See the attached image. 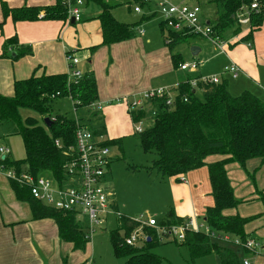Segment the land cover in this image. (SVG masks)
Segmentation results:
<instances>
[{"label": "trees", "instance_id": "obj_1", "mask_svg": "<svg viewBox=\"0 0 264 264\" xmlns=\"http://www.w3.org/2000/svg\"><path fill=\"white\" fill-rule=\"evenodd\" d=\"M84 1L100 8L97 18L102 44L124 41L134 34L135 28L117 20L110 11V5L104 0ZM134 2L143 6L149 0ZM205 2L215 7L214 19L209 18L207 23L212 27L213 35L221 39L228 34L231 37L240 33L241 25L237 22L240 12H246L249 16L248 32L240 40H249L263 23L264 0ZM253 2L257 3L258 10L250 8ZM1 11L3 19L0 26L7 17L13 21H33L39 18L65 20L67 13L63 0H55L51 6L23 7H9L2 2ZM41 11L43 14L39 17ZM160 30L170 47L195 36L185 30L168 29L163 23ZM14 41L16 36L7 38L3 44L4 48ZM19 52L27 53L25 50ZM171 57L173 65H178L180 60L173 54ZM67 77L65 73H33L27 78L15 80L11 95L0 94V123L15 126V132L21 137L25 151L22 159H12L5 154L0 160L4 167L20 170L27 166L34 175L43 171L59 185L67 183L69 177L64 171V165L74 158L75 120L61 114H51V102L59 97L70 96L75 102L78 119L84 122L93 134L104 135L105 127L101 117L97 110L90 107L97 100L98 93L92 73H82L69 82ZM227 84V80L222 79L217 83H203L197 80L193 85L188 79L178 83L175 88H165L166 93L160 96L145 99L144 104L139 107L129 108V113L132 121L142 120L144 123L142 130L134 134L138 136L142 151L155 155L152 165L159 175L180 178L191 170L207 167L213 204L205 209L206 225L216 234L225 233L230 237L245 240L249 237L245 232L246 223L259 215L225 213L240 202L234 195L226 166L236 162L246 168V163L253 159H258L260 164L264 163V102L248 90L232 95L227 89ZM22 110L32 111L37 116H24ZM45 117H48L50 122H45ZM55 140L59 141L58 146ZM109 143L118 144V141L106 138L102 141L106 146ZM211 157L217 158L212 160ZM259 168L260 166L251 172L253 178ZM10 185L16 198L29 205L34 219H53L58 238L71 243L74 250H84L89 240L85 237L87 224L83 218L79 219L73 212H63L39 202L31 197L25 186L18 185L13 180ZM258 194L264 205L262 190L259 189ZM182 221L183 218L168 209L159 223L176 224ZM137 225L133 219L123 216L117 219L115 230L110 232L114 256L125 257L126 264H161V257L151 251L153 246L161 243L153 228L142 227V231L149 235V240L140 245H126L123 242L120 231L127 235ZM179 244L188 248L192 262L198 257L213 253L219 257L221 264H238L234 252L221 245L223 242L210 239L204 232L187 231Z\"/></svg>", "mask_w": 264, "mask_h": 264}, {"label": "crops", "instance_id": "obj_2", "mask_svg": "<svg viewBox=\"0 0 264 264\" xmlns=\"http://www.w3.org/2000/svg\"><path fill=\"white\" fill-rule=\"evenodd\" d=\"M122 1L124 0H104L110 5L113 16L117 20L125 22V8L120 9L119 6ZM125 1L134 2V0ZM2 2L9 7L51 6L55 0H0V22L3 19ZM183 3L188 2L184 0ZM79 8L80 20H74L73 23L71 19H67V13L65 20L39 18L33 21H13L10 17L5 19L0 26V94L11 95L14 81L27 78L33 73L67 74L66 54L70 52L78 58L77 69L82 73H92L98 92L95 103L101 105L106 103L101 106V115L98 114L105 127L104 138L114 139L118 141V144L122 142L121 136L126 133L130 135L134 131L131 126L134 127L138 121H132L128 107L145 90L160 87L172 89L178 83L188 79L191 81L201 76L218 75L220 80L226 79L227 82L230 79H237L236 90L239 92L248 90L264 102V50L261 52L256 49H248L239 44L240 38L248 32V24L241 25V31L237 35L231 37L229 34L227 35V37L229 36L227 44L222 47L224 53L218 52L224 57H219V59L215 57L216 71H207L204 69L206 65L199 62L200 59L195 58L192 53L188 54L182 49L174 51L173 45L172 47L168 46L162 33L159 34L158 30L156 32L155 28H152L151 31L148 28L144 30L139 27L134 29V34L127 40L108 45L102 44L100 23L97 18L100 11L99 6L82 0ZM83 10L85 11L83 12ZM127 10L132 13L128 5ZM42 14L43 11L40 12L39 17ZM150 15L151 13L148 16L150 17ZM209 18L205 15L204 21L208 22ZM143 19L141 18L136 23H142ZM263 26L264 20L258 30ZM141 30L142 32H140ZM143 34L144 36L141 37ZM12 36H16V41L4 48V41ZM155 44L157 47L151 48ZM231 45H233L232 48ZM191 46L199 48L198 54L202 53V47L195 41L188 43L189 51ZM227 47H230L229 50H226ZM20 50H25L27 53H20ZM18 53H20L19 56H17ZM172 54L180 60L179 64L193 60L198 61V69L186 71L179 68V64L173 65ZM208 59L207 57L206 63L211 61ZM229 60L240 68L235 78L229 74H221L223 65ZM226 75L229 77L226 78ZM228 85L229 83L227 89ZM113 99L117 103L111 104ZM129 101L131 102L129 103ZM127 128L129 129L126 131ZM15 131L13 124L0 123V146L9 148L8 155L12 159L15 158L12 157L8 142L11 134ZM24 156L25 151L24 155L18 159H22ZM3 157L4 155L0 153V160ZM216 158L211 157L210 159ZM247 163L254 169L260 166L256 173L262 174L264 163L260 164L258 159L249 160ZM7 170L9 169L0 163V264H85V257L77 261L75 258L72 263L69 262L70 255H75L73 252H76L72 248V244L58 238L57 227L53 219L33 218L29 205L16 198L10 185L11 180L7 176ZM226 170L236 197L245 200L250 197L245 194H250L252 189L255 197L259 196V189L262 190L264 196V182L258 179L256 173L254 189V186H248L245 183L235 185L232 179L233 176H239V172L233 168V165L230 170L226 166ZM109 172L110 166L108 167ZM182 177L183 180L175 177L163 179V183L166 185L168 209H172L175 215L180 218L193 217L195 220H199L195 217L200 216L204 221L206 207L213 204L207 167L202 166L191 170ZM114 201L117 209L120 210L115 198ZM263 206L256 204L255 200L253 203L242 201L235 207L236 211L232 208L226 210L225 213L241 216L257 214L259 216L248 223L255 222L254 224L258 225L264 223ZM258 207L260 209L263 207V209L260 210ZM123 217L129 218L126 215ZM258 219L263 220L257 222ZM258 232L263 237L262 242L259 240V245L255 250H241L231 243L221 245L235 253L238 264H242L244 258L248 259L250 264H264V226ZM249 237L251 236L249 235ZM254 239L258 241V238ZM68 251H70L69 254H67ZM195 264H221V262L216 254L211 253L198 257Z\"/></svg>", "mask_w": 264, "mask_h": 264}, {"label": "built area", "instance_id": "obj_3", "mask_svg": "<svg viewBox=\"0 0 264 264\" xmlns=\"http://www.w3.org/2000/svg\"><path fill=\"white\" fill-rule=\"evenodd\" d=\"M67 10V19L73 18L78 20L80 17V5L82 0H63ZM157 11L161 15V21L164 26L174 31L185 30L193 35L209 38L216 47L222 50L225 43L221 38L213 35L212 27L209 23L203 21L200 16V7L197 3H179L176 4L171 0H157ZM250 8L258 10L256 2L250 4ZM135 12H140L139 6H134ZM237 22L240 25L249 24V16L246 12H240L237 15ZM142 32V30L140 31ZM228 41V40H227ZM68 62L67 80H75L82 72L76 68L78 58L72 54H66ZM199 67L198 61L183 62L179 64L182 70L195 71ZM225 74L231 77H237L240 68L230 61L228 65L223 67ZM203 83H217L220 81V76H201L191 80V84L196 81ZM166 93L163 87L154 88L143 91L138 95L137 100L129 101L130 107H139L145 102L144 100L151 96H160ZM169 94V93H168ZM72 101L73 108L75 107L74 100ZM129 100V99H127ZM169 103V100H167ZM94 110L101 109L100 103H92L90 105ZM74 111L76 112L75 108ZM76 114V113H75ZM75 120V145L74 158L72 161L64 165V171L68 175V181L65 185H59L49 175L42 176L34 175L25 166L23 169H9L7 176L18 185L25 186L29 190V194L34 199L42 202L45 205L51 206L63 212H73L77 218L84 219L87 224L86 238L89 240L91 233L105 223L108 216L113 217L116 221L123 215L117 209L115 201L112 197V191L105 187L106 175L111 161L110 151L108 146L103 145L104 135H95L84 122L78 119L77 115L73 117ZM143 121L139 120L134 131L140 132L143 128ZM58 146L59 141L55 140ZM10 152L7 146H0V153L5 156ZM183 180V177H180ZM137 222V226L132 228L127 235L123 233V242L126 245H140L143 241L149 238V235L142 231V227H151L156 231L159 241L167 239L180 241L184 238L187 231L199 232L205 228V232L210 239L223 243H231L236 248L241 250H255L259 243L256 239L248 237L245 240H240L237 237H230L223 233H214L203 223L197 222L193 217L185 218L182 222L176 224H160L154 218L149 217L146 220L133 219ZM88 263H91V257L88 258ZM242 264H250L248 259H243Z\"/></svg>", "mask_w": 264, "mask_h": 264}, {"label": "rangeland", "instance_id": "obj_4", "mask_svg": "<svg viewBox=\"0 0 264 264\" xmlns=\"http://www.w3.org/2000/svg\"><path fill=\"white\" fill-rule=\"evenodd\" d=\"M156 1L157 0H149V2H147V4L143 6L133 1H122L119 6L120 9L125 8V23H128L129 25L131 24L132 28L136 27L135 29L141 27L144 30L148 28V30L152 31V28H155V31L157 32L158 30L159 34H161L160 25L162 24V21L161 15L157 11ZM171 1L176 4L184 2V0ZM193 1L200 7V16L203 21L205 15L210 17L211 20L214 19V5L208 4L207 2H205V0H185V2H188L189 4L194 3ZM127 5L130 6L132 13L128 12ZM136 5L140 7V13H136L133 11V6ZM84 11L85 10H83V12ZM149 13H151V15L148 18L147 16L149 15ZM141 18H144L142 20L143 22L137 24L136 22L140 21ZM135 34L137 33L135 32ZM143 36L144 34L141 35V37ZM228 39L229 37L227 38L226 35L221 40H224V44L226 45ZM193 41H195L202 47V53L196 54L194 55V57L200 59L199 62L203 63V65H206L204 67L205 70L216 71L217 67L215 66V57H218V59L219 57H224L223 55H220L218 53H224V51L216 47L209 38H203L196 35L194 37L188 38L186 41H181L173 44V49L174 51L182 49L190 54L191 52L189 51L188 43ZM239 42L240 45L246 46V48L248 49H256L257 51L262 52L264 50V26L260 30H256L252 38H250L249 40H240ZM232 46L233 45H231V48ZM156 47L157 46L155 44L151 48ZM229 48L230 47H227L226 50H229ZM207 57L209 58L208 60L211 59V61H208V63H206ZM229 63L230 60L226 64H224L223 67L225 65H228ZM223 67L221 74L226 73L224 72ZM228 77L229 76L226 75V78ZM236 82L237 79H230L228 82V89L232 95H238L240 93L238 90H236ZM115 103H117V101L113 99L111 104ZM105 104L106 103H102L101 106H104ZM85 111L87 112V110ZM100 111L101 110L98 111L99 115H101ZM22 114L24 116H37L34 112L28 110H22ZM51 114H61L66 116L67 118L75 117L76 114L69 96L54 99L51 102ZM132 128L134 130L133 126H131V129ZM128 129L129 128H127L126 131ZM133 132L130 135L126 133L121 136L122 142L119 145L112 143L108 144L111 161L109 164L110 172L107 175L105 187L112 191V197L113 199L115 198L118 202L120 207L119 211L122 215L129 216V218L131 217V219L139 220H146L149 217H152L159 223L163 215L169 208L166 195L167 191L165 190L166 185L165 183H163V179H165V177L159 175L157 169L152 165V160L155 159V155L153 153H145L142 151L138 136L133 134ZM8 144H10L12 157L18 159L24 155V147L22 141L16 132H13L11 134ZM232 165L233 168H236V170L239 172V176H233L234 178L232 179L235 185L245 183L248 186H254L255 189V176L257 173L254 175V178L252 175H250L251 172H253L254 168L248 166V163H246V168H243L236 162L230 163L229 165H227V168L230 170ZM39 174L45 177L48 175L47 172L43 171H41ZM257 177L264 182V164L262 165V174L258 173ZM245 195H249L250 197L246 198L245 200H243L241 197H237L239 201L241 200L239 203H241L242 201H250L253 203V201L255 200L256 204H262L263 206L262 199L260 198V196L255 197L253 189L250 194ZM258 209H260V207H258ZM252 210L255 211V209ZM195 218L199 219L196 220L197 222L203 223L205 227L207 226L205 221H203V217L199 216ZM262 220L263 219H258L256 221L260 222ZM254 223L255 222L248 223V225L245 227V230L246 232L251 233L249 234L251 237L258 238V242H260L263 236L258 232V230L262 229L264 223L258 225ZM116 226L117 221L113 217L108 216L105 223L101 226H98L94 230V232L91 233L89 242L86 243L84 250H76V252H73L75 253V255H70L69 262L72 263L75 258L77 261L78 259L85 257V264H87V259L91 256V264H126L125 257H116L114 256L112 251L110 232L111 230H115ZM200 231L205 232V228H202ZM120 235L122 236L123 234L120 232ZM176 241L177 240L172 239L164 240L163 242L158 243L156 246H153L151 248V251L161 257V264H195V261L192 262L190 258V252L188 248L183 244L180 245L179 241ZM69 252L70 251H68L67 254H69ZM65 255L66 254L64 253V256Z\"/></svg>", "mask_w": 264, "mask_h": 264}, {"label": "water", "instance_id": "obj_5", "mask_svg": "<svg viewBox=\"0 0 264 264\" xmlns=\"http://www.w3.org/2000/svg\"><path fill=\"white\" fill-rule=\"evenodd\" d=\"M71 22H72V23L74 22V19H73V18H71ZM190 51H191L192 55H196V54H198L199 48L196 47V46H191V47H190ZM44 121H45V122H46V121H49V122H50V119H49L48 117H45V118H44ZM204 220H205V218H204ZM147 240H149V238H148Z\"/></svg>", "mask_w": 264, "mask_h": 264}]
</instances>
